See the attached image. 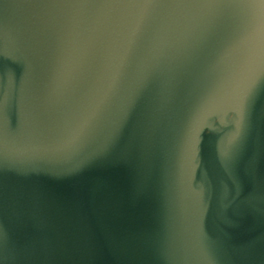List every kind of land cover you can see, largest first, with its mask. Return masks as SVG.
<instances>
[{"label":"water","instance_id":"1","mask_svg":"<svg viewBox=\"0 0 264 264\" xmlns=\"http://www.w3.org/2000/svg\"><path fill=\"white\" fill-rule=\"evenodd\" d=\"M0 264H264V0H0Z\"/></svg>","mask_w":264,"mask_h":264},{"label":"snow or ice","instance_id":"2","mask_svg":"<svg viewBox=\"0 0 264 264\" xmlns=\"http://www.w3.org/2000/svg\"><path fill=\"white\" fill-rule=\"evenodd\" d=\"M39 3L54 4V3H66V2H86V3H124L128 0H38ZM145 2H152V0H145ZM171 2H177V0H171Z\"/></svg>","mask_w":264,"mask_h":264}]
</instances>
